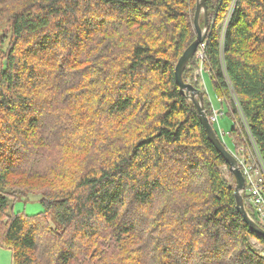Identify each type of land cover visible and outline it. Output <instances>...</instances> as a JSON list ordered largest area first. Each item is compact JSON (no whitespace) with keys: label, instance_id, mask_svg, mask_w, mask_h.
Instances as JSON below:
<instances>
[{"label":"trees","instance_id":"1","mask_svg":"<svg viewBox=\"0 0 264 264\" xmlns=\"http://www.w3.org/2000/svg\"><path fill=\"white\" fill-rule=\"evenodd\" d=\"M197 2L0 0V247L13 264H264L175 79ZM230 4L207 0L206 70L195 78L193 57L183 78L208 114L205 74L218 99L234 93L264 161V0ZM230 135L238 149L236 122ZM29 196L44 211L14 213Z\"/></svg>","mask_w":264,"mask_h":264},{"label":"water","instance_id":"2","mask_svg":"<svg viewBox=\"0 0 264 264\" xmlns=\"http://www.w3.org/2000/svg\"><path fill=\"white\" fill-rule=\"evenodd\" d=\"M202 16H204L205 20L203 27L201 26ZM208 26L207 0H198L194 17V28L196 30L197 36L195 41L189 46V48L180 58L175 70V79L181 94L185 95L195 106L208 139L216 148V150L222 155L228 166L229 172L235 179L236 187L234 195L238 212L241 214L245 223L249 226L250 231L256 234L259 238H264V229L249 215L245 207V201L242 195V191L245 188V179L243 173L238 168V162L223 144L221 138L218 136L214 126L211 124L208 118L207 110L204 105V93L201 90L195 88L192 84L186 83L183 78L187 65L191 59L195 57L199 46L206 40L209 28Z\"/></svg>","mask_w":264,"mask_h":264},{"label":"rangeland","instance_id":"3","mask_svg":"<svg viewBox=\"0 0 264 264\" xmlns=\"http://www.w3.org/2000/svg\"><path fill=\"white\" fill-rule=\"evenodd\" d=\"M237 0H231V4H230V8H232V5L236 2ZM234 6V5H233ZM227 22V20L225 21V23ZM226 24H224V27H225ZM6 28V27H5ZM8 31V30H7ZM1 32V31H0ZM8 44V41L6 40L2 46L3 47H6ZM198 52V51H197ZM197 55V53H196ZM195 55V57H196ZM206 57V56H205ZM205 59V58H204ZM202 63V62H201ZM203 66H204V70H206L205 68V65L204 63H202ZM200 69H201V65L199 63V68L195 71L194 73V76L195 78H199L201 79V75H200ZM205 72V71H204ZM203 72V73H204ZM208 73V72H207ZM203 77V76H202ZM203 79V84H204V87L206 89V93H207V97L208 99L210 100V109H211V113L208 114L207 112V115H208V118L211 122V124L214 127L215 130H217V134L218 136L221 138L223 144L226 146V148L231 152L234 153V154H238L239 152V149L241 147H244L247 151V149H250V144H252L258 155L260 156V153L257 149V145L256 143L254 142V140L252 139V134H251V129H250V125H249V122L247 121V119L244 117V114L242 113L239 117H237V122L234 120V115H235V112H234V109H233V106H232V110L233 112L231 113V117L227 114L225 115L224 117H221L220 120H219V124H214L212 123V120H211V117L215 114L213 113V102H218V98L215 94V92H212L211 88H210V83H209V80H208V76L207 74H205V77L202 78ZM211 80V79H210ZM208 85V88L206 87ZM205 91V90H204ZM205 93V94H206ZM224 98H226V96L223 95ZM234 97V93L232 94V98ZM226 101H227V98H226ZM231 102V101H229ZM232 103V102H231ZM219 104V103H218ZM234 123L236 122V127H237V130H238V133H239V137L241 138V146L237 149L235 147V144H234V139L231 137L230 135V130L232 129V126H233V121ZM219 126V127H218ZM221 128L222 130L224 131V134L222 131H221ZM229 132V134H228ZM233 155V154H232ZM224 177L229 180V176H227L228 174L226 173L227 171V167H224ZM229 170V169H228ZM12 207H13V212L14 213H20V214H28V215H36V214H39V213H42L44 211V207L42 206V204L40 203L39 201V198L35 197V196H29L27 198H20L18 199L16 202H13L12 204ZM254 214V213H253ZM46 220L49 221L50 225H55V221L52 217L51 214H48L46 216ZM252 242V245L257 249L259 250L262 254H264V246L260 244V242L257 240V239H252L251 240ZM0 264H13V259H12V252L5 248V247H0ZM74 264H77L74 263ZM81 264V263H80ZM84 264H91L89 263L88 261L85 262Z\"/></svg>","mask_w":264,"mask_h":264},{"label":"built area","instance_id":"4","mask_svg":"<svg viewBox=\"0 0 264 264\" xmlns=\"http://www.w3.org/2000/svg\"><path fill=\"white\" fill-rule=\"evenodd\" d=\"M235 3L233 4L234 6ZM233 5L232 8H230V12L228 15L231 14V10L234 8ZM204 58H205V45L201 44L199 46L196 55V59L199 61L201 65V69H200L201 76L203 75L204 72V66L202 64ZM223 64L225 65L224 62ZM232 105L235 112L234 120L237 122L236 120L237 117H239L243 113L242 107L241 104L239 103V100L236 97H233ZM212 112L215 113L211 117L212 123L214 124H219L220 118L227 115V112L215 108L213 109ZM221 131L224 133L222 129ZM252 139L254 140L253 137ZM232 154L236 158L238 162V168L243 173L245 179V188L242 191L243 198L244 195H246V198H244L245 204H247L250 208H252L256 220L264 225V161L262 160L261 155L260 156L258 155L255 147L252 144H250V149H247V151L244 147H241L239 149L238 154H234L233 152Z\"/></svg>","mask_w":264,"mask_h":264},{"label":"crops","instance_id":"5","mask_svg":"<svg viewBox=\"0 0 264 264\" xmlns=\"http://www.w3.org/2000/svg\"><path fill=\"white\" fill-rule=\"evenodd\" d=\"M223 102H224V106L227 110V114L228 115H231V113L233 112V110L231 109L232 108V105H231V102H229L228 100H223V99H218V102H213L214 106L216 108H222L223 107ZM219 103V104H218ZM230 103V104H229ZM231 117V116H230ZM233 121V120H232ZM234 122V121H233ZM229 133V132H228Z\"/></svg>","mask_w":264,"mask_h":264}]
</instances>
